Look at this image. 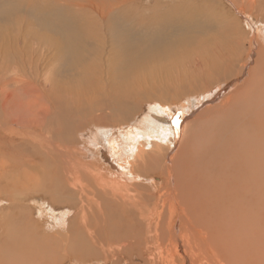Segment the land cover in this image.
<instances>
[{
	"label": "bare ground",
	"instance_id": "obj_1",
	"mask_svg": "<svg viewBox=\"0 0 264 264\" xmlns=\"http://www.w3.org/2000/svg\"><path fill=\"white\" fill-rule=\"evenodd\" d=\"M194 1L174 9L162 1L164 8L157 7V0H0V59L7 62L0 65V264H85L104 249L136 264L159 259L163 264L167 257L180 264H264V48L254 49V67L246 72V60L254 55L244 48L239 20L220 0ZM229 1L249 16L248 25L257 28L252 34L260 38L264 0ZM21 26L23 31L11 32ZM220 36L223 41L217 42ZM84 57L88 63H82ZM165 67L174 69L164 72ZM7 72L12 76L2 80ZM57 74L82 86L77 97L72 88L57 87ZM163 75L161 88L153 80ZM214 86L213 94H233L208 109L210 123L221 119L231 134V155L240 156L213 165L219 180L225 177L224 191L214 188L215 172L200 178L190 171L197 148H188L190 139L181 159L192 122L183 126L181 140L173 139L180 140L173 155L162 153L158 142L151 143L157 149L143 150L131 131L120 130L118 140L132 141L126 146L138 160L128 170L139 175L126 182L104 172L110 167L123 172L125 165L110 158L123 153L121 143L106 141V147L98 133H89L96 145H84L89 134L82 141L85 129L131 125L133 114L147 104L148 120L175 121L189 109L175 103ZM22 90L28 100L12 101ZM13 137L29 139L27 153L25 143ZM254 154L260 162L256 178ZM44 203L68 210L57 211L62 212L57 218L46 209L51 224L46 225Z\"/></svg>",
	"mask_w": 264,
	"mask_h": 264
},
{
	"label": "rangeland",
	"instance_id": "obj_2",
	"mask_svg": "<svg viewBox=\"0 0 264 264\" xmlns=\"http://www.w3.org/2000/svg\"><path fill=\"white\" fill-rule=\"evenodd\" d=\"M74 2H77V0H73ZM86 1V0H85ZM140 1V3H142V2H144V3H153L155 0H139ZM158 1V3H157V7H161V8H164V5H163V3L162 4H159L161 1L162 2H169L170 4H172L173 6L175 5L176 7H179V4H182V5H188V4H192L193 2L195 3L196 1H194V0H157ZM178 1V2H177ZM220 1H222V3L225 5V7H226V9L229 11V12H231V13H233V17L234 18H237L238 20H239V22L241 23V25L244 27V32L246 33V35L243 37L244 39H243V41H245V46H244V48L246 49V52L250 49V48H252V50H253V55L254 56H250L249 58H248V60H246V64H245V67H246V72H248V70L249 69H251V68H253L254 67V65H252V61H253V63H254V59H255V57H256V54L254 53V51L257 49L256 47H263L264 48V26L263 27H261V29L263 30V35L261 36L260 34H259V36H260V38H257L258 37V34H256V36H255V33L254 34H252V32L254 31V32H256V30H257V28L256 27H254V24H252V27H251V25L249 24L248 25V22H249V16H247V14L246 13H244V12H241V11H238V10H236V8H235V6H234V4H233V2L232 1H229V0H220ZM246 1L247 0H238V3L239 4H243V5H246ZM252 2H254V1H257V0H251ZM256 3H258V2H256ZM197 3H195V4H193V5H196ZM174 6V9L176 8ZM182 6L180 5V7L179 8H181ZM19 15H21V14H19ZM182 16V15H181ZM173 17H175V16H173ZM184 17H186V16H184ZM250 17H252V16H250ZM253 19H254V17H253ZM246 24V25H245ZM264 25V24H263ZM248 26H250V28L248 27ZM15 28L18 30H21V31H23V27L21 26V27H13V29L11 30V32H14L15 33ZM35 29H37V28H35ZM224 29H226L225 27L222 29V30H224ZM22 33V32H21ZM177 33V32H176ZM178 34V33H177ZM251 38L252 40L251 41H249V38ZM257 39V40H256ZM223 41V38H222V36H220V37H218L217 38V42H222ZM251 42V43H250ZM254 42V43H253ZM255 44V45H254ZM80 49L81 50H84L83 49V47H80ZM255 49V50H254ZM12 58V57H11ZM161 64H164L166 61L164 60V59H161ZM8 63H10V62H8ZM13 63V62H12ZM82 63H88V59H87V57H84L83 59H82ZM5 64V65H4ZM7 62H3V59H0V65L1 66H4V67H6L7 65ZM14 64V63H13ZM15 65V64H14ZM1 66H0V68H1ZM174 68H172V67H165L164 68V72H168V71H172ZM256 74H255V72H254V74H253V76H256V75H258V73H259V69H258V67H257V69H256ZM6 74V75H5ZM4 75H2L3 77H1L2 78V80H5V79H7L8 78V76H12L11 75V73L10 72H7V73H5ZM166 77L167 76H165V75H163V76H156V78L153 80V83L155 84L156 83V85H159V86H162L161 88H163V84H164V82L165 81H167L166 80ZM80 79V82H82L83 80H82V78H79ZM244 79H245V75L244 76H242L241 77V83H240V85H238L239 86V88H240V86L243 84V82H244ZM65 80V81H64ZM56 81H57V87L58 88H60V89H62L61 91L63 92V88H67V89H70V88H72V93L74 94V96L75 97H77V92L79 93L81 90H82V86L81 85H79V84H77L74 80H70V79H67V78H65L63 75H60V74H57L56 75ZM67 81V82H66ZM8 88L9 87H6V89L8 90ZM24 89H26V90H28V89H30L29 87H27V88H24ZM215 89H216V86H214L211 90H208V91H206V90H204L203 92H201V94L200 95H197V96H190L191 98H192V100H185V99H182V100H180L179 102H177V103H175V104H179V105H185L186 104V106L188 105L189 106V109L187 110V112H186V114L184 113H181V112H179V115H177V118L175 119V121H173V119L172 118H165V117H162V118H159V120L158 121H150V120H148L147 118H145L146 117V115L148 114V113H151V111H149V109L151 108L150 106H148V104H147V106L145 105V106H143V107H140V108H138V110L136 111V113H134L133 115H134V117H132L131 119H130V123H131V125H128V123L127 124H123L121 127H120V123H118V122H116L115 124L116 125H114L113 126V124L114 123H111V122H109V123H107L105 126H106V128H107V131L106 132H99V131H96V128L95 129H91V130H89V129H85L83 132H81V134H82V141H83V135L84 134H89V133H98L100 136V141H102V143H103V145L104 146H106L107 147V142H109L110 140H113V141H117V142H119V143H121V145L123 146V149H122V151H123V153L121 154V155H118V154H111L112 155V157H110L111 159H112V163H114V164H116V162H117V164L118 165H125V168H124V170H123V172L122 173H116V171H115V169H113V168H111L110 166V168H108V169H105V171L104 172H106V174H107V177L110 179V178H112L113 176H117V178H118V176H119V180H123V182L126 180V181H128L129 180V178H130V175H131V177L132 176H138L139 174H137V173H131V171H130V173H129V165L132 163V162H134L133 163V165L135 164V162L136 161H138L137 159H134L131 155H129V152H128V149H127V146L126 145H129L130 146V144L132 143V141H122V140H118V137L119 136H121V135H123L126 131H131V133L132 134H134V136L133 137H136V142H139V143H142L141 144V146H143V147H141L143 150L145 149L146 151H150V148H151V146H155V144H156V142H158L157 143V145H156V147L158 148V147H161V149L160 148H158L162 153H164V152H168L169 154L171 153V155H173L174 153H176V151H178L179 150V148L177 147L178 145L177 144H179V147H180V140H181V136H180V134L181 133H185V131L182 129L183 128V126H186V125H188L189 124V122H192L191 123V126H190V132H187V130H186V132L187 133H185L184 134V136L183 137H186V140L184 139V141L182 142V144H181V155H183V154H185V152L187 151V146L188 145H186V142H187V140L188 139H190V141L192 142H189L190 144H189V147L188 148H190V146H192L190 149H193V148H195V146L197 147L196 148V152H198V153H196V152H194V149L191 151V153L193 154V155H191L192 156V163H191V165H190V171L192 170L193 172H194V174L195 175H197V176H199L200 178H202L201 176L203 175V178L205 177V176H207L208 174L209 175H211V173L214 175V172H215V174H216V176L214 177L215 178V180H216V185H215V187L214 188H218V189H220V190H222V191H224V189H223V187H222V181L224 182V188H225V177L224 176H221L220 177V180H219V171L218 172H216V171H213V165L215 166V167H217V165H222V160H227L228 158H230L232 161H234V159L235 160H237V161H239V159H240V156L239 155H237V156H235V157H233L232 155H231V153L233 152V147H232V142H231V140H230V136H231V134H230V132H227L226 130H225V127L223 126V122L221 121V119L219 120V123H218V118L217 117H215V119H216V121H217V124L214 126V124L216 123H214V124H212V121L214 120V117H213V115L211 114V113H209L208 112V109L211 107V106H215V105H218V104H220L223 100H225V99H227V98H229V97H231V95L233 94L232 92H229V91H224V92H221V93H218V94H213L214 92H215ZM235 89H237V87L235 88ZM235 89H232V90H235ZM70 91V90H69ZM209 91H211V92H209ZM249 92H250V90H249ZM67 93V92H66ZM210 94V95H209ZM25 95H29L28 93H26V92H24L23 90L22 91H19L17 94H14L13 93V97H12V101L14 100V101H16V102H18V103H20V102H26L27 100H28V98H26V97H24ZM53 95V94H52ZM211 95H213L212 97H210ZM254 95L257 97L259 94L258 93H254ZM37 96H38V94H35V93H33V94H30V98L33 100V102L34 101H36L37 100ZM208 97H210V98H208ZM199 102V103H198ZM170 104V103H169ZM11 104L8 106V109H11ZM156 107V106H155ZM174 107V106H173ZM156 108H158V107H156ZM35 109V111L37 110V109H41V108H39V107H36V108H34ZM140 109V110H139ZM159 109V108H158ZM206 111V112H205ZM204 113V117H203V120L202 121H199L198 120V117L201 115V114H203ZM136 114H138V115H136ZM27 115V114H26ZM208 115V116H207ZM206 116H207V118H206ZM217 116V115H216ZM29 117H31V116H28L27 118H29ZM34 118H36V116H34ZM182 119H184V121L182 120ZM212 120L211 121V123H210V120ZM182 122V123H181ZM119 124V125H118ZM110 125V126H109ZM212 125V126H211ZM177 126V127H176ZM181 126V128H180V132H177L179 129V127ZM211 126V127H210ZM214 126V127H213ZM119 127H120V129H119ZM131 127V128H130ZM218 127V128H217ZM126 130H125V129ZM129 128V129H128ZM135 128V129H134ZM114 129V130H113ZM119 129V130H118ZM181 129L184 131H182L181 132ZM211 129H214V130H211ZM218 129V130H217ZM123 132V134L121 133V135H120V132L121 131ZM255 130V129H254ZM91 131H94V132H91ZM109 131V132H108ZM114 131H115V133H116V135L114 136V135H112L111 136V133L113 132L114 133ZM117 131V132H116ZM120 131V132H119ZM189 131V130H188ZM85 132V133H84ZM108 132V133H107ZM216 132V134H213V133H215ZM178 133V134H177ZM218 133V134H217ZM228 133V135H226ZM110 134V135H109ZM180 136V140H179V137H178V139H177V142H175L176 144H174V142H173V139L175 138V136ZM202 135V136H201ZM216 135V136H215ZM226 135V136H225ZM193 136V137H192ZM215 136V137H214ZM91 137H93L91 134H89V136H84V145H87L88 144V146H90L91 147V145H90V143L91 144H95L94 143V141L91 139ZM116 137V138H115ZM224 137V138H223ZM113 138H115V139H113ZM153 138H156V140H159V141H156L155 139H153ZM204 138V139H203ZM223 138V139H222ZM25 139V141H22V140H20V139H16V137H13V140H15V141H22V142H24L25 143V146H26V153H27V145H28V143H30V141H29V139L28 138H24ZM109 139V140H108ZM193 139H194V141H193ZM155 140V141H154ZM210 140V141H209ZM212 140V141H211ZM99 141V142H100ZM107 141V142H106ZM169 141V142H168ZM168 142V143H167ZM193 142H195L194 144H193ZM221 142V143H220ZM82 143V142H81ZM151 143H155L154 145H152ZM184 143V144H183ZM220 143V144H219ZM188 144V143H187ZM195 144H197V145H195ZM96 145V144H95ZM159 145V146H158ZM176 145V146H175ZM202 145V146H201ZM211 145V146H210ZM240 146H242V144L240 145ZM250 146H251V144H250ZM254 146V145H253ZM253 146H252V148H253ZM96 147H99L98 146V144H97V146ZM105 147V148H106ZM137 147V146H136ZM156 147H153V148H156ZM223 147V148H222ZM256 147V146H255ZM255 147L252 149L253 151L255 150ZM85 148H86V146H85ZM153 148H151V149H153ZM156 148V149H157ZM216 148H217V150H216ZM148 149V150H147ZM183 149V150H182ZM200 149V150H199ZM154 150V149H153ZM163 150V151H162ZM173 150V151H172ZM171 151V152H170ZM216 151H217V153H216ZM221 151V157H220V153L219 152ZM12 152L14 153V150H12ZM183 152V153H182ZM214 152V153H213ZM227 153H229V154H227ZM254 153H256V150L254 151ZM219 154V155H218ZM226 154V155H225ZM198 155H200V156H198ZM16 156V155H15ZM227 156V157H226ZM108 157V156H107ZM182 157H186V155H183V156H181V159H182ZM195 157V158H194ZM198 157V158H197ZM202 158V159H201ZM88 159V158H87ZM134 159V160H133ZM108 159H106V158H104V162L105 163H107L108 161H107ZM149 160V159H148ZM88 161L90 162V163H92L89 159H88ZM212 161V162H211ZM251 161H252V167H253V171H254V173L256 174L255 175V177L254 178H256V177H258V175L260 174V162H259V160L257 161V159L255 158V154H254V156H252V159H251ZM259 162V163H258ZM196 163L198 164V165H196ZM213 163V164H212ZM194 165V166H193ZM193 168V169H192ZM109 170V171H108ZM110 170H112V171H110ZM194 170H197L198 171V173H196ZM262 170H263V168H262ZM261 170V171H262ZM8 170H6V172H7ZM108 172H111V173H109L108 174ZM112 173H114V174H112ZM199 173H201V174H199ZM208 173V174H207ZM112 174V175H111ZM118 174V175H117ZM143 175V176H142ZM141 175V177H145L146 176V174H142ZM148 175H150V176H157V175H154L153 173L152 174H148ZM112 176V177H111ZM127 176H129V177H127ZM136 176V177H137ZM128 179V180H127ZM121 180V181H122ZM125 181V182H126ZM261 188L262 189H264V183L261 185ZM34 204V203H33ZM32 203H31V207H32V209L34 210V213H35V217H37L38 216V207L37 206H35V204L33 205ZM34 207V208H33ZM44 207V208H43ZM53 207H51L49 204H47V203H44V205L42 206V215L44 216V220H46L47 222H45L44 221V224H46V225H51L50 223H49V219H50V214L48 213L47 214V212H49L50 211V209L52 210V211H56L55 213H56V217L58 218L59 216V214H61L62 212H64L65 210H68V208H65L64 206H63V208H56V209H52ZM36 209V210H35ZM48 211H47V210ZM65 209V210H64ZM62 210V212H57V211H61ZM64 210V211H63ZM36 211V212H35ZM40 211L41 210H39V213H40ZM47 211V212H46ZM37 213V214H36ZM256 213V212H255ZM45 214V215H44ZM66 215L67 216H69L68 215V213H66ZM71 216V215H70ZM55 217V218H56ZM37 218H39V217H37ZM68 219V218H67ZM221 230H224V228H221ZM212 231V230H211ZM211 236H212V238H211ZM210 236V238H211V241H214L216 238H215V236L214 235H211ZM104 251H105V253L103 254V252L102 253H96L93 257H95V261H91V263H90V261H88L87 263H85V264H119L121 261V263L122 264H126V262H127V264H136V261L134 260V259H132V258H130L129 259V257H125V256H120V255H117V254H111L110 255V253L109 252H106V249H104ZM99 256V257H98ZM108 256V257H107ZM119 256V257H118ZM92 257V258H93ZM97 257V258H96ZM99 258V259H98ZM110 258V259H109ZM103 261H102V260ZM126 259V260H125ZM93 260H94V258H93ZM126 262H125V261ZM152 260H155V258H152L151 259V261ZM98 263H97V262ZM109 261V262H108ZM110 261H112V262H110ZM171 261H172V263H171ZM171 261H170V258L169 257H167V260L166 261H163V264H180V261L177 259V257H173V258H171ZM95 262V263H94ZM128 262H130V263H128ZM133 262V263H132ZM161 261H160V259H159V263H160ZM120 263V264H121ZM157 263V260L155 261V264ZM158 263V264H159ZM202 263L203 264H206V261H202ZM63 264H68V262H63Z\"/></svg>",
	"mask_w": 264,
	"mask_h": 264
}]
</instances>
